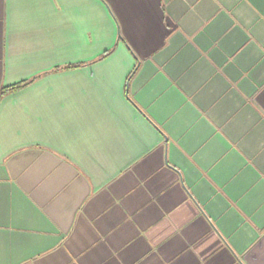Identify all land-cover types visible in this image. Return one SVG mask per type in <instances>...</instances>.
I'll use <instances>...</instances> for the list:
<instances>
[{"label":"crops","instance_id":"0c3cea01","mask_svg":"<svg viewBox=\"0 0 264 264\" xmlns=\"http://www.w3.org/2000/svg\"><path fill=\"white\" fill-rule=\"evenodd\" d=\"M31 79L0 264H264V0H0V89Z\"/></svg>","mask_w":264,"mask_h":264},{"label":"trees","instance_id":"16d2710c","mask_svg":"<svg viewBox=\"0 0 264 264\" xmlns=\"http://www.w3.org/2000/svg\"><path fill=\"white\" fill-rule=\"evenodd\" d=\"M110 51H107V52H104L100 57L99 59L105 57L108 55ZM69 67H76V66H68V67H65V68H69ZM35 79V78H34ZM33 81V79L31 80H28V81H24V82H20V83H17V84H13V85H10V86H7V87H3L0 89V98L3 97L5 94L7 93H11V92H14L16 90H19L20 88L24 87L25 85L31 83Z\"/></svg>","mask_w":264,"mask_h":264}]
</instances>
